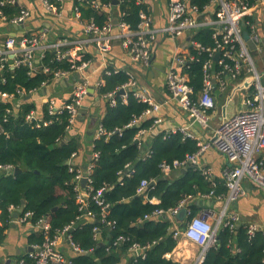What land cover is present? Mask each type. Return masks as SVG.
Instances as JSON below:
<instances>
[{"label": "built area", "instance_id": "built-area-1", "mask_svg": "<svg viewBox=\"0 0 264 264\" xmlns=\"http://www.w3.org/2000/svg\"><path fill=\"white\" fill-rule=\"evenodd\" d=\"M53 1L50 3L48 0H41V3L47 12L57 16L64 0ZM117 1V5H113V3L101 5L99 0H74L73 14L75 21L81 26V37L70 41L58 40L48 43L46 42L48 32L45 28L24 30L19 36L12 32V30L24 28L30 19V11L20 7L18 0H0V27L5 26L11 30V35H8L4 41L0 39V82H4L1 77L4 69L15 70L18 68H25L28 75L38 71L50 74L53 76L52 83L70 78L75 79L69 98L61 100L45 94L40 97L41 101L38 103L41 104V107L45 106V111L41 108H31L24 114V121L27 124L33 128H41L50 125L54 118L65 113L69 123L66 132L75 123L84 103L89 100L90 93L96 94L110 107H115L118 100L126 103L131 95L137 102L147 104V108L141 115L132 117L125 128L136 126L147 117L153 118V123L148 129H140L137 132L135 140L140 143L141 138L152 132L153 128L160 123L158 112L161 104L155 102L148 91L139 88L137 79L131 71H119L112 67L108 55L114 41H119L122 50L132 64L147 67L152 59V46L158 38H170L174 41L185 38V42L176 48L165 72V85L171 97L176 99L179 106L188 113L192 119V125L195 123L203 130L210 126L212 111L215 107L214 90L223 92L226 89L227 80L236 81L247 75L250 76L251 83L245 87L242 111L222 120L215 127L211 141L197 142L199 149L194 154L186 156L183 161H173L170 164L162 162L159 165L163 177H168L173 172L188 166L199 168L200 156L211 148L223 155L230 164V167L223 172L227 195L218 217L212 221L210 219L212 214L208 209H204L191 217L183 228L177 226L171 231L173 238L177 241L184 239L198 246L199 252L193 264H202L207 250L216 244L219 228L221 226L230 229L236 227L238 216L234 212H229L228 206L244 194L242 181L246 180L253 187L264 192V84L255 69L247 46L248 42H252L256 47L259 42L254 33L255 26L252 18L256 7L264 4V0H207V4L202 9L192 4L191 0H167V17L164 25L156 26L150 13L141 9L138 13V23L134 29L122 21L123 14L116 10L122 0ZM135 1L136 4L143 2L142 0ZM13 6L18 7V13L7 18L4 11ZM81 7H89L94 11L102 7L105 8L107 10L105 23L98 26L93 18L83 19ZM115 18L118 20L116 25L113 23ZM205 28L212 30V46H203L193 39L196 32ZM243 32L246 33V39ZM191 47L208 55V59L202 66L203 89L196 100L192 98L193 88L189 85L188 75L185 72L189 64L195 61L194 56L190 54ZM48 51L54 52L55 61L66 60L69 63V69L51 71L48 66H43L41 61L45 52ZM216 54H219L217 62L213 59ZM96 61L100 72L99 78L95 77L94 72L89 73ZM118 72L124 73L127 78L126 82L112 91L101 94L103 76ZM51 84L44 82L39 88L29 91L18 88L15 93L11 94L0 91V101L11 103L14 109H19L23 101H26L25 97L30 96L31 99L34 95H40L42 89L47 90ZM12 113L11 109L6 110V115ZM3 121H6V116ZM115 131L120 132V130ZM112 133H108L106 138ZM170 133H180L183 139L195 140L194 134L188 126L167 131L165 135ZM104 134L99 123L93 134L94 139L100 138ZM76 154L72 153L66 164L69 172L74 173L72 182L76 192L75 201L81 213L77 220L79 222L83 219L92 220L95 218L96 214L90 210L92 203L100 209L101 222L111 228L114 226V222H105L108 206L101 198L102 191L94 192L90 186L93 162L97 160L98 153L91 152L89 163L83 170L75 167L72 162ZM149 155V149L145 150L143 157ZM125 169L126 171L120 172L119 175L130 177L133 174L132 168L127 164ZM14 170L11 165L0 164V173H13ZM200 171L206 179L210 180L209 169H200ZM82 180H85L84 186L81 185ZM149 184L153 186L155 181L142 180L137 188V193L142 194ZM208 196H212V192ZM182 209H186L185 200L166 211L156 210L152 216H165L172 221ZM9 211L16 212L12 207L9 208ZM22 213L21 211L18 217L12 219L10 223L27 226L32 232H39L44 237L41 244L27 245L25 254H28L33 264H75L72 260L73 256L86 254L71 240V231L76 223L64 227L55 232L53 237H50V225L46 220L40 219L33 225L30 221L32 213L29 211ZM149 217L146 216L144 219ZM244 228L249 237H253L257 232L264 233V229L257 224H248ZM93 233L94 240L100 242L99 229L94 228ZM125 240L127 238L119 237L114 244ZM62 243H65L69 251L72 252L71 256H67L61 250ZM148 248L149 245L132 244L128 251L132 252L135 258L144 257ZM15 264H23V261Z\"/></svg>", "mask_w": 264, "mask_h": 264}, {"label": "trees", "instance_id": "trees-1", "mask_svg": "<svg viewBox=\"0 0 264 264\" xmlns=\"http://www.w3.org/2000/svg\"><path fill=\"white\" fill-rule=\"evenodd\" d=\"M99 2L105 5L112 4L113 0ZM191 2L199 9L207 4V0ZM141 9L147 11V5L144 2L136 4L135 0H122L116 7L123 14L122 21L132 29L138 23ZM80 11L83 19L93 18L98 26H102L107 19V10L103 7L97 11L81 7ZM4 13L7 18H11L18 13V7L6 8ZM193 39L203 46H212V30L201 29L194 34ZM190 54L195 61L189 64L185 72L188 83L193 88L192 98L196 100L203 89L202 66L208 55L192 47ZM54 58L53 51L45 52L41 63L51 71L69 69L66 60L57 62ZM1 77L4 82H0V91L10 94L15 93L18 88L29 91L39 88L44 82L51 84L53 81L50 74L38 71L28 75L25 68L4 69ZM126 80L122 72L103 76L100 93L112 91ZM35 103L36 100L29 99L23 101L19 109H14L11 103L0 101V164L11 165L20 170L16 174L0 173V242L5 239V231L11 225L13 213L9 208L17 211L21 208L22 201V212L32 213L31 224L35 225L40 219L48 222L50 237L64 227L78 223L77 218L81 214L75 201L76 192L72 182L74 173L69 172L66 162L72 153H78L84 141L78 134L67 136L69 123L65 113L54 118L45 127L33 128L27 124L24 114L31 108L45 111V106ZM146 108L147 104L137 102L131 95L126 103L118 100L115 107L104 104L100 124L105 134L91 142L92 151L98 153V158L93 162L90 186L94 192L102 191L101 198L108 206L105 222H114V226L106 227L100 220V209L91 203L90 210L96 214L95 218L86 220L71 231L72 242L86 252L72 257L75 264H120L123 259H126L125 264H179L165 258L177 245L171 232L173 223L165 216L156 217L152 213L174 208L187 198L201 199L211 192L213 198H222L226 194L224 181H210L193 166H188L183 173L179 170L168 177L162 176L160 163L183 161L186 156L197 152L199 147L196 140L183 139L180 133L165 135L164 132H149L141 138L140 143H134L137 132L148 129L153 118L147 117L136 126L125 127L132 117L141 115ZM7 109H11L13 113L6 115ZM5 116L6 121H3ZM108 133L112 134L106 138ZM147 149L150 155L144 158ZM127 164L132 168L133 174L130 177L119 175L126 171ZM142 180H154L155 184L138 194L137 188ZM152 199L158 203H151ZM186 211L188 214L183 224L179 223V228H183L200 209L191 204L186 206ZM146 216L150 217L144 219ZM94 228L99 229L100 242L93 238ZM119 237L127 240L114 244ZM43 238V234L39 232H26L27 245L41 244ZM132 244L149 245L145 256L135 258L129 254L127 257ZM263 259L264 233L257 232L249 237L244 226L233 229L221 226L217 231L216 244L207 250L202 264H264ZM21 260L23 264H33L28 254L16 257V262Z\"/></svg>", "mask_w": 264, "mask_h": 264}, {"label": "crops", "instance_id": "crops-1", "mask_svg": "<svg viewBox=\"0 0 264 264\" xmlns=\"http://www.w3.org/2000/svg\"><path fill=\"white\" fill-rule=\"evenodd\" d=\"M142 1L147 5V11L152 16L154 24L156 26L164 25L167 17V0ZM73 4L74 0H64L61 10L58 15L55 16L45 10L41 0H18V5L28 9L31 16L23 29L12 30V32L19 36L24 30L45 28L48 32L46 38V42L48 43L58 40L70 41L78 39L81 37V26L74 19ZM252 20L255 26L254 33L258 37L259 42H257L254 49H248L250 57L251 53H264V4L256 7ZM8 35H11V30L5 26L0 27V39L4 41ZM184 42L185 38H180L177 41L170 38H158L152 46V59L147 67H142L139 64H132L126 53L122 50L119 41L113 42L108 59L114 69L119 71H131L137 79L139 88L148 91L153 100L161 104L158 112L160 123L154 127L152 131L153 134L161 132L166 133L167 131L179 127L188 126L197 142L211 141L215 127H217L222 120L243 110L242 101L246 93L245 87L251 83V78L247 75L236 81L227 80L226 89L223 92L215 89L213 92L215 107L212 111L209 128L203 130L195 123L192 125V119L188 116V113L179 106L176 99L171 97L165 85V72L170 65L176 48L181 46ZM92 56L95 57V55ZM254 66L256 69L255 63ZM258 70L260 74L256 69L260 80L262 77L264 80V64L261 65ZM92 72L95 73L96 78L100 77L97 61L94 63L92 69L89 70V73ZM74 81L75 79L70 78L54 82L47 87L44 93L34 95L31 99L39 103L41 101L40 97L47 94L48 96L65 100L69 98L72 93ZM92 93H90L89 100L84 103V109L77 115L75 123L67 132L68 137L78 134L84 141L82 147L72 160L74 166L81 170L89 163L92 152L91 142L94 139L93 134L104 114L105 102L96 94L93 93L92 95ZM91 118H95L93 123H91ZM198 167L197 169L199 170L209 169L211 173L210 181H216L218 183L223 181V172L230 167V164L223 155L211 148L200 156ZM186 168L184 169L186 170ZM181 170L182 169H180V172ZM242 187L244 189V194L240 196L236 202L228 206V211L234 212L238 216V222L235 226L245 227L253 223L264 229V192L253 187L246 180L242 181ZM208 195L201 199H185V208L193 204L199 207L200 211L208 209L212 214L210 219L213 221L218 217L223 208V202L226 198L227 191L225 196L221 199H217L218 197L213 198V196ZM150 202L153 204L158 203L155 199H152ZM173 219L171 221L173 223L171 231L174 227L179 226L180 223L177 217ZM29 230L27 226H19L14 223L10 225V228L5 231V239L0 242V264H15L16 257L23 256L27 253L26 232ZM60 248L67 256L72 255V252L69 251L65 243H62ZM198 252L199 248L197 245L187 240L180 239L177 241L176 247L165 255V258L179 264H193ZM129 254L135 257L130 251H128L127 257L130 256ZM125 262L126 259H123L120 264H125Z\"/></svg>", "mask_w": 264, "mask_h": 264}, {"label": "water", "instance_id": "water-1", "mask_svg": "<svg viewBox=\"0 0 264 264\" xmlns=\"http://www.w3.org/2000/svg\"><path fill=\"white\" fill-rule=\"evenodd\" d=\"M118 4V1L117 0H113V5H117ZM114 25H116L117 23H118V20H117V18H115V20H114ZM247 37H245V39H246ZM247 46H248V49H250V50H252V49H254L255 48V45L252 43V42H248L247 43ZM214 61L215 62H217L218 61V59H219V54H216L215 56H214ZM46 91V89L45 88H43L42 89V93H44ZM121 93V92H120ZM28 99H30V96H27V97H25V100H28ZM84 108H82V110H83ZM82 112V111H81ZM94 119L95 118H91L90 120H91V123H93V121H94ZM134 143H137V141L135 140L134 141ZM20 170L18 169V168H16L15 170H14V174H16V173H18ZM181 172L183 173V172H185V169H182L181 170ZM81 185L82 186H84L85 185V180H82L81 181ZM152 186V184H149V186L146 188V189H148L149 187H151ZM145 189V190H146ZM23 205H24V202L22 201L21 202V208L20 209H18L16 212H14L13 214H12V219H16L17 217H18V215H19V213L23 210ZM186 214H187V211H186V209H182L180 212H179V214L177 215V218H178V220H179V222H180V224L182 225L183 224V221H184V219H185V217H186ZM86 220H81V221H79L78 223H76L74 226H73V230H75V229H77L82 223H84ZM72 230V231H73ZM102 245V244H101Z\"/></svg>", "mask_w": 264, "mask_h": 264}, {"label": "rangeland", "instance_id": "rangeland-1", "mask_svg": "<svg viewBox=\"0 0 264 264\" xmlns=\"http://www.w3.org/2000/svg\"><path fill=\"white\" fill-rule=\"evenodd\" d=\"M243 36H244V38L246 37L245 32H243ZM251 57H252L255 65H256L257 71L259 72L258 68H260V66L264 64V53H261V54L251 53ZM259 74H260V72H259ZM261 82H262V84H264L263 77L261 78Z\"/></svg>", "mask_w": 264, "mask_h": 264}]
</instances>
